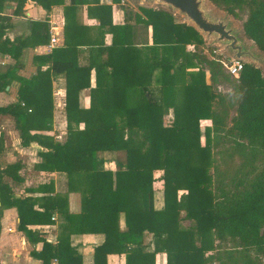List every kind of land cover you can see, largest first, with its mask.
Listing matches in <instances>:
<instances>
[{"label":"trees","instance_id":"obj_1","mask_svg":"<svg viewBox=\"0 0 264 264\" xmlns=\"http://www.w3.org/2000/svg\"><path fill=\"white\" fill-rule=\"evenodd\" d=\"M26 1L15 0L18 13ZM37 1L45 10L63 3ZM209 1L235 18L237 12L248 9L244 34L264 52V0ZM111 2L124 10V24L114 25L112 4L100 0H70L65 8L68 21L77 7L87 6L89 17L99 22L104 33L112 34L110 48L100 49L86 66L57 57L59 53L67 56L69 48L54 50L48 70L21 80L17 101L0 107V126L1 118L9 116L21 146L35 143L43 149L37 168L64 175L68 192L81 195V213L69 214L66 198L60 195L40 198L41 212L34 209L32 198L17 197L8 179L20 184L22 166L1 162V135L0 218L4 209H16L18 230L31 245L42 243L40 252H31L42 264H82L81 255L70 245L73 234L105 236L104 243L94 249L93 264H107L112 254L124 255L125 264H154L158 253L166 255L167 264H264L261 70L244 64L238 80H231L218 62L221 57L209 59L202 38L185 23L163 11L138 7L137 13L126 9L123 0ZM149 27L152 44L140 43L138 30L147 32ZM188 45L194 52L186 50ZM92 70L95 87L90 89L89 107L83 108L79 95L90 88ZM55 74L64 75L66 81L63 142L46 134L52 129ZM6 75L0 74V92L8 86ZM219 80H230L238 95L231 126L227 124L229 105L213 92ZM169 110L172 122L164 126ZM203 120H209L211 127L201 130ZM225 144L232 146L225 150L229 158L240 157L235 174L221 172L216 164L215 153L223 155ZM105 154L112 157L114 172L105 170ZM156 172H162L158 179ZM156 180L162 183L161 210L154 209ZM39 189L54 191L52 184ZM55 212L67 222L56 243L27 228L53 224ZM182 221H189V226L183 227ZM146 235L151 238L149 245Z\"/></svg>","mask_w":264,"mask_h":264},{"label":"crops","instance_id":"obj_2","mask_svg":"<svg viewBox=\"0 0 264 264\" xmlns=\"http://www.w3.org/2000/svg\"><path fill=\"white\" fill-rule=\"evenodd\" d=\"M100 3L112 4L111 0H100ZM40 4L37 0H27L22 13H18L15 0H0V18H4L3 20L0 19V28L4 27L0 36V74H7L8 81V86L3 92H0V107H6L17 101L21 80H31L37 75L38 71L45 72L48 70L51 65L50 56L54 50L69 48L67 56L64 55L65 53H59L57 57L59 59L69 57L76 61L79 66H86L95 55L99 54L100 49L110 48L113 44L112 34L104 33L103 28L99 26V22L89 17L87 6L77 7L75 14L67 21L65 8L69 6L70 0H63L62 5H53L49 10H45ZM136 4L123 0V6L128 7L133 12L139 13L138 7L148 9L145 6ZM111 6L112 23L114 25L124 24V10L119 5L112 4ZM44 31L47 33L45 38ZM137 34L140 43L147 41L148 45L152 44L150 27L147 32L139 29ZM52 36L56 38V42L51 47L50 39ZM140 43L136 46L138 49H140ZM105 57L106 55H101L102 59ZM95 76V71L92 70L89 77L90 88L81 91L79 95V104L83 108H88L90 105V89L95 87ZM51 85L53 120L52 129L46 134L54 135L56 132H60L62 135L67 133L66 81L64 75L55 74L52 77ZM172 114V110H169L166 116ZM5 120L10 121L13 129L10 127L6 130L1 128ZM10 131L17 134V138L12 145L17 157H15V153L13 155L8 154L9 158L6 164L20 162L22 166L19 171L22 178L20 184L12 183L8 179L13 193L17 197H29L35 200L34 209L40 212L43 210L40 206V198L60 195L66 198V211L71 215H79L82 211L81 195L77 192H68L64 175L59 173L47 174L37 168L38 163L42 161L39 153L43 152V149L35 143L27 147L21 146L13 120L9 116H3L1 118L0 136L2 135V138H4V135L11 133ZM5 151L6 145L4 144V154ZM105 159V170L114 172L116 168L112 157L105 154ZM156 173V179L162 176V172H160V176H156ZM51 184L54 190L53 193L40 191L41 186ZM161 184L159 180L154 183L155 210H161L164 207ZM52 221L53 224L51 225H29L27 228L43 233L46 241L54 244L62 233V226H66L67 222L57 212L53 214ZM18 225L19 218L16 209H4L0 218V264H42L40 260L31 255V252L41 251L42 243L31 245L24 233L18 230ZM120 225L123 229L122 220ZM182 226L188 227L189 221H182ZM104 241L105 236L103 234H73L70 236V245L81 255L82 264H93L94 249L101 246ZM145 241L147 245L150 244V235H146ZM149 247L148 252H151V245ZM107 264H125V256L108 255ZM154 264H167L166 255L164 253L156 254Z\"/></svg>","mask_w":264,"mask_h":264},{"label":"water","instance_id":"obj_3","mask_svg":"<svg viewBox=\"0 0 264 264\" xmlns=\"http://www.w3.org/2000/svg\"><path fill=\"white\" fill-rule=\"evenodd\" d=\"M148 9L162 10L184 19L208 46H217V55L229 57L232 62L241 61L256 68L264 67V52L249 40L229 15L218 13L209 0H128ZM261 70V69H260ZM264 78V74L261 71Z\"/></svg>","mask_w":264,"mask_h":264},{"label":"rangeland","instance_id":"obj_4","mask_svg":"<svg viewBox=\"0 0 264 264\" xmlns=\"http://www.w3.org/2000/svg\"><path fill=\"white\" fill-rule=\"evenodd\" d=\"M136 5H138V4H136ZM211 7L213 9H215L220 14L229 15L226 12H224L222 9H220V8L214 6V5L213 6L211 5ZM151 10H154V9H151ZM156 11H162V10H156ZM163 12H165V11H163ZM167 14H169V13H167ZM237 15H238L237 18H235V17H233L231 15H229V16L232 17L235 25L237 27L241 28L243 26V23L247 19L248 9H244V10H242L240 12H237ZM173 18H175L176 20L184 23V19L177 18V17H173ZM202 40H203V38H202ZM203 44H204V46L202 47L203 51L207 53V57L209 59H211V58L214 59V58L219 57V56L221 58H229V57H226L224 55L223 56L222 55H217L216 52L219 50V48L216 45L215 46H213V45L212 46H208V45H206V42L204 40H203ZM191 46L192 45H188L186 47V50L192 53V52H194V49L192 48L193 46L192 47ZM203 67L205 68V70L207 69L206 66L203 65ZM260 69H261L262 73L264 74V67H261ZM206 73H207V77H208V72L206 71ZM231 80H233V79H231ZM213 92L217 96V99L222 98V99H224L225 103L227 105H229L228 106L229 118H228L227 124H228V126H231L230 119L232 117H234L235 114H236V102L238 100V95L232 89L230 80L229 81L219 80L218 83L215 86H213ZM216 108H217V110H219L218 106H216ZM172 116L173 115L164 116V118H163L164 119L163 120V125L164 126H169L171 124ZM199 124H200V129L201 130L205 129L206 127H211V123H210L209 120L200 121ZM8 127L13 129L10 121H6L5 120L3 122L1 128H5V130H6V128H8ZM54 136H55V138L58 141L63 142L65 140V138H66V133L61 135L60 132L59 133L56 132V134H54ZM16 138H17V134L13 133V132H11L9 135H4L3 141H4V144L6 145V151H5V154L4 153L2 154V158H1V162L3 164L7 163L6 161L9 158L8 154L13 155L15 153L16 154L15 157H17V153L13 150V147H12V145L14 144ZM202 142L204 144V141H202ZM16 147H17V145H16ZM231 148H232V146L230 144H225V145H222V150H224L223 151L224 152L223 155L215 153L216 151H214V153H215V156H216L215 158H216V164L218 166V169L221 172L228 171L230 174H235L237 172V170H238V167H239L241 161H240V157H238L237 155H233L231 158L228 157L227 153H225V150L231 149ZM230 152L231 151H229V153ZM15 161H16V159H15ZM160 175H161L160 172L156 173V176H160Z\"/></svg>","mask_w":264,"mask_h":264},{"label":"built area","instance_id":"obj_5","mask_svg":"<svg viewBox=\"0 0 264 264\" xmlns=\"http://www.w3.org/2000/svg\"><path fill=\"white\" fill-rule=\"evenodd\" d=\"M56 42V38L53 36L50 39V46L52 47ZM222 66L224 73L233 80H238L239 75L243 69L244 63L241 61L232 62L229 58H221L218 60Z\"/></svg>","mask_w":264,"mask_h":264}]
</instances>
